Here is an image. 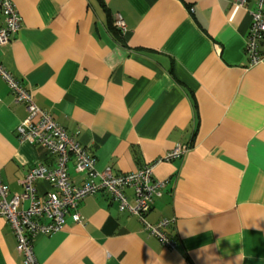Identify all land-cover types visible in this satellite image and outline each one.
<instances>
[{
	"label": "crops",
	"instance_id": "obj_1",
	"mask_svg": "<svg viewBox=\"0 0 264 264\" xmlns=\"http://www.w3.org/2000/svg\"><path fill=\"white\" fill-rule=\"evenodd\" d=\"M12 2L20 28L0 47V64L97 170L134 172L188 147L166 167L174 173L145 216L152 225L173 221L166 234L175 249L100 193L79 203L82 223L66 217L59 232L33 239L38 263L264 264V35L260 63L245 55L257 0L237 10L234 0ZM25 117L0 78V176L10 194L21 192L30 167L52 161L19 141ZM68 172L80 185L72 162ZM126 195L132 203L131 189ZM0 264H22L1 216Z\"/></svg>",
	"mask_w": 264,
	"mask_h": 264
},
{
	"label": "built area",
	"instance_id": "obj_2",
	"mask_svg": "<svg viewBox=\"0 0 264 264\" xmlns=\"http://www.w3.org/2000/svg\"><path fill=\"white\" fill-rule=\"evenodd\" d=\"M246 0H234V9L244 8ZM3 26L0 27V47L7 45L20 28V18L12 0H0ZM251 23L246 35L245 55L251 66L260 63L259 44L264 35V0H257L256 8L250 12ZM115 26L125 30V23L116 16ZM0 78L4 81L17 103L25 106L26 117L18 125L16 132L20 142L39 146L46 155L52 157L49 164L38 163L28 169L19 181L21 192L10 194L8 186L0 176V216L11 226L16 239V251L22 256V264H39L33 251V239L39 235L59 232L70 217L74 223H82L78 212L79 203L87 196L104 193L118 203L121 212L137 218L143 230L156 238L168 249H175L176 243L166 234L172 220L161 219L150 224L146 214L154 199L162 194V189L174 171H166L175 159L184 157L186 145H176L173 149L152 163L139 167L134 172L114 175L110 168L97 170L94 158L77 140L67 135L50 113L39 108L29 91L0 64ZM84 178L75 185L68 172V164ZM47 183L51 190L45 195L38 193L36 184ZM132 191V203L126 190Z\"/></svg>",
	"mask_w": 264,
	"mask_h": 264
},
{
	"label": "trees",
	"instance_id": "obj_3",
	"mask_svg": "<svg viewBox=\"0 0 264 264\" xmlns=\"http://www.w3.org/2000/svg\"><path fill=\"white\" fill-rule=\"evenodd\" d=\"M99 1V0H98ZM112 25V24H111Z\"/></svg>",
	"mask_w": 264,
	"mask_h": 264
}]
</instances>
